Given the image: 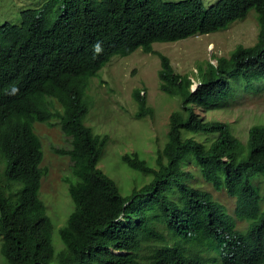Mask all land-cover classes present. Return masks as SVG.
I'll return each mask as SVG.
<instances>
[{"label": "trees", "instance_id": "16d2710c", "mask_svg": "<svg viewBox=\"0 0 264 264\" xmlns=\"http://www.w3.org/2000/svg\"><path fill=\"white\" fill-rule=\"evenodd\" d=\"M250 10L255 41L199 65L198 83L157 52L159 86L179 103L152 165L138 151L120 155L127 168L150 177L123 194L98 165L108 135L84 123L89 76L113 54L215 31ZM20 15L19 24H0V255L6 262L264 264V116L243 141L232 122L205 115L264 88V0L208 7L200 0H45ZM140 91L131 95L135 114L153 117ZM51 120L69 138V147L56 150L70 160L63 182L72 206L57 231L38 197L43 151L33 130V122ZM203 183L232 197L233 212ZM55 236L62 243L57 250Z\"/></svg>", "mask_w": 264, "mask_h": 264}, {"label": "rangeland", "instance_id": "374dc122", "mask_svg": "<svg viewBox=\"0 0 264 264\" xmlns=\"http://www.w3.org/2000/svg\"><path fill=\"white\" fill-rule=\"evenodd\" d=\"M45 0H0V24L8 21L19 24L21 11L35 8ZM172 3L180 0H165ZM208 7L218 0H200ZM258 33L256 14L250 10L245 18L237 19L227 27L215 31L190 35L173 41H155L152 46L157 52L166 55L176 72L188 74L198 81L195 71L207 61L216 62L218 55H228L237 45H249L255 41ZM112 58V59H111ZM111 59V60H110ZM110 60V61H109ZM97 75L89 80L86 94L91 102L84 123L89 124L94 132L108 135V141L98 165L117 180L123 194L131 187L150 179L127 168L119 159L126 151H138L150 165L154 163L155 150L165 140L168 115L179 103V98L164 92L159 87L157 72L160 59L155 52L141 51L136 48L127 55L114 54ZM259 85V84H257ZM261 86V85H259ZM134 88H142L147 104L153 108V117L136 116V103L131 96ZM175 96V97H174ZM233 108L206 112L207 118L226 119L232 122L235 134L243 141L249 126L264 116V89H251L236 98ZM34 131L39 136L43 148L42 165L46 170L42 176L38 197L46 205L52 217L54 230L62 225L71 210V200L67 194L62 174H70V160L56 149L69 147V138L59 129L54 120L34 122ZM188 168L198 175L192 165ZM201 180L197 179L196 183ZM221 201L230 212L235 206L234 199L225 191L214 190L209 184H201ZM239 223H241L238 220ZM55 236V250L62 243ZM0 264H8L0 255Z\"/></svg>", "mask_w": 264, "mask_h": 264}, {"label": "clouds", "instance_id": "9594fccd", "mask_svg": "<svg viewBox=\"0 0 264 264\" xmlns=\"http://www.w3.org/2000/svg\"><path fill=\"white\" fill-rule=\"evenodd\" d=\"M195 35H197V34H195ZM184 39V38H183ZM173 41V40H172ZM153 42H155V41H153ZM153 42L151 43V51H147V52H155V53H157V51L156 50H154L153 49V46H152V44H153ZM137 48H140V47H137ZM135 50V49H134ZM134 50H132V51H134ZM140 50L143 52V50L140 48ZM94 51L95 52H97V53H99L100 51H101V46H100V44L99 43H97L95 46H94ZM131 51V52H132ZM130 52V53H131ZM129 54V53H128ZM158 54V53H157ZM114 55V54H113ZM119 55H127V54H119ZM164 55V54H163ZM159 56V55H158ZM166 56V55H165ZM167 57V56H166ZM168 58V57H167ZM112 59V58H111ZM110 59V60H111ZM159 59H160V57H159ZM169 59V58H168ZM109 60V61H110ZM108 61V62H109ZM107 62V63H108ZM169 62H170V60H169ZM107 63L105 62L97 71H96V74L95 75H93V76H89V79L87 80L88 81V86H89V80L92 78V77H94V76H96L97 75V72L100 70V69H103L104 67H105V65H107ZM171 64V63H170ZM160 68H161V61H160ZM160 68H159V70H160ZM172 68H173V66H172ZM158 70V71H159ZM173 70H174V68H173ZM174 72H176L175 70H174ZM176 73H179V72H176ZM195 73H196V76H197V73H198V70L197 71H195ZM182 74V73H181ZM157 76H158V72H157ZM190 77V79L192 80V81H194L195 82V80H193V78H191V76H189ZM198 78V77H197ZM159 80V79H158ZM198 83V82H197ZM160 87V86H159ZM87 88L88 87H86L85 88V96H86V99H88L89 100V98H88V96H87V94H86V91H87ZM134 89H137V88H134ZM133 89V90H134ZM138 89H140L141 91H140V93L141 94H145V93H142V88H138ZM258 89H260L261 90V87L259 86L258 87ZM264 89V88H263ZM133 90H132V92H133ZM162 90V89H161ZM131 92V93H132ZM249 92V91H248ZM132 95V94H131ZM146 95V94H145ZM179 100V99H178ZM57 107H59V105L57 106ZM90 107H91V102H90V100H89V102H88V112H89V109H90ZM88 112L86 113V115L88 114ZM85 115V116H86ZM148 116V115H147ZM85 118V117H84ZM35 122H38V121H35ZM51 122V121H50ZM49 122V123H50ZM33 125H34V122H33ZM87 125V124H86ZM89 125V124H88ZM33 130H34V127H33ZM35 132V131H34ZM41 141V140H40ZM41 146H42V144H41ZM42 151H43V148H42ZM42 161H43V159H42ZM40 166L44 169V167H43V165H42V162H41V164H40ZM4 161H3V157L0 155V175H5L3 172H4ZM45 172H46V170L44 169V173L42 174V176L45 174ZM62 177H64V175L62 174ZM66 177V176H65ZM41 180H42V177H41ZM62 180H63V178H62ZM10 183L11 184H14V182L13 181H10ZM15 185V184H14ZM40 186H41V182H40ZM67 186V185H66ZM8 189H9V187H7ZM41 188V187H40ZM39 188V189H40ZM39 191V190H38ZM68 194V193H67Z\"/></svg>", "mask_w": 264, "mask_h": 264}]
</instances>
